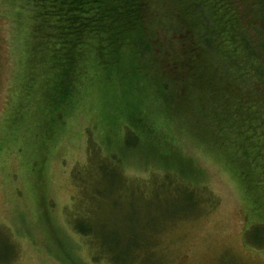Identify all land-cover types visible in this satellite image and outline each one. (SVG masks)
Listing matches in <instances>:
<instances>
[{"label": "rangeland", "instance_id": "1", "mask_svg": "<svg viewBox=\"0 0 264 264\" xmlns=\"http://www.w3.org/2000/svg\"><path fill=\"white\" fill-rule=\"evenodd\" d=\"M30 17L25 0H0V264H111L71 222L87 197L79 180L104 196L114 188L121 205V213L95 211L96 227L125 229L134 223L126 206L138 201L143 222L158 230L153 256L138 264H264V185L246 193L218 147L199 141V120L176 109L171 120L146 103L131 119L139 144L126 149L121 106L108 105L99 84L81 83L70 110L39 106L47 76L30 61ZM168 172L177 189L191 184L200 194L185 215L169 212L162 191L149 194L148 183Z\"/></svg>", "mask_w": 264, "mask_h": 264}, {"label": "trees", "instance_id": "2", "mask_svg": "<svg viewBox=\"0 0 264 264\" xmlns=\"http://www.w3.org/2000/svg\"><path fill=\"white\" fill-rule=\"evenodd\" d=\"M25 2L34 39L30 61L40 64L47 76L44 103L39 104L47 114L62 107L70 110L81 83L99 84L108 105L121 106L117 112L122 113L123 143L132 149L139 144L132 116L146 103H158L168 119L176 109L179 116L199 120V141L206 138L218 147L246 193L252 195L264 185V0ZM96 160L91 161L99 164ZM174 176L168 172L145 185L149 194L162 191L171 214L185 215L200 205V194L191 184L177 189ZM79 185L87 197L71 214V222L101 256L111 264H138L153 256L150 246L158 230L143 222L138 201L126 206L134 223L125 229L119 224L115 229L96 227L90 223L95 211L121 213L116 192L108 188L107 197L93 193V181L79 180ZM122 186L119 181L118 189ZM100 196L108 201L101 202ZM153 199L157 203L158 197Z\"/></svg>", "mask_w": 264, "mask_h": 264}]
</instances>
